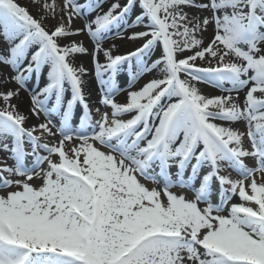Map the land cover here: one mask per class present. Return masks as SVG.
Instances as JSON below:
<instances>
[{"label": "snow or ice", "instance_id": "1", "mask_svg": "<svg viewBox=\"0 0 264 264\" xmlns=\"http://www.w3.org/2000/svg\"><path fill=\"white\" fill-rule=\"evenodd\" d=\"M32 2L0 0V264H264V0Z\"/></svg>", "mask_w": 264, "mask_h": 264}, {"label": "bare ground", "instance_id": "2", "mask_svg": "<svg viewBox=\"0 0 264 264\" xmlns=\"http://www.w3.org/2000/svg\"><path fill=\"white\" fill-rule=\"evenodd\" d=\"M22 1H23V3H24L25 5H27V6L29 7V9H30L32 12H34V14H37V13H38L39 10H38L37 8L33 7V2H32V1H27V0H22ZM120 46H121L122 49L125 48V47H131V45H128V44H121ZM120 75H122V74H120ZM123 77H124V78H127V74L123 75ZM123 77H120V79H121V78L123 79ZM118 81H119V85H120L121 80H118ZM92 87H94V85H92ZM205 90H207V87H206V86H205ZM87 94H88V93H87V91H86V95H87ZM26 98H27L26 93H25V92H22V93H21V97H20L19 100L13 99V101H12V103H14V104H18L19 109H20L21 111L25 112V114H27V109L29 108V105H28V103L26 102ZM118 100H123V96H119ZM43 121H44V120H43L42 116L40 115L38 118H33L32 120H30L29 123H33V124H35V123H41V122H43ZM30 160H31V159H30ZM28 164H29V166H30V165H31V161L28 162ZM32 183H33L34 185H38V184L40 183V180L37 179V178H34L33 181H32ZM148 186H149V187H152L151 184H149ZM0 191H2V190H0ZM173 191L177 192L178 194H185V195H187V196L190 197V198L194 195L193 192H192L191 190L182 189V188H180V187H178V186H177V187H174V188H173Z\"/></svg>", "mask_w": 264, "mask_h": 264}, {"label": "rangeland", "instance_id": "3", "mask_svg": "<svg viewBox=\"0 0 264 264\" xmlns=\"http://www.w3.org/2000/svg\"><path fill=\"white\" fill-rule=\"evenodd\" d=\"M27 1H32V0H27ZM18 2L22 5V6H26V7H28L27 5H25L24 3H23V1L22 0H18ZM31 11V10H30ZM32 12V11H31ZM33 14H34V12H32ZM34 15H36V14H34ZM130 22V21H129ZM128 80H125L124 82L122 81V83L124 84V87L125 86H127V82ZM127 82V83H126ZM28 83H29V85L30 86H32L33 87V84L35 83V81H34V79L33 80H30V81H28ZM126 83V84H125ZM35 87V86H34ZM26 93V92H25ZM242 94H243V92L241 93V100H242ZM26 95H27V98H26V102L28 103V105H29V99H28V97H29V95L26 93ZM119 97H117V99H118ZM95 110V109H94ZM77 114H79V111H77L76 112ZM42 118H44L45 119V117L43 116ZM43 119V120H44ZM75 122V121H74ZM234 127H236L237 129H239V130H241V131H243L244 129H245V125L243 124V123H237V124H235L234 125ZM245 143V147H247V145H248V142L247 141H245L244 142ZM9 163H11L10 161H8Z\"/></svg>", "mask_w": 264, "mask_h": 264}]
</instances>
